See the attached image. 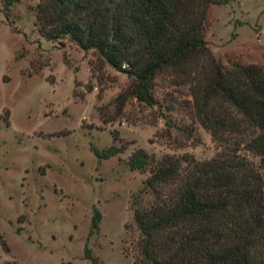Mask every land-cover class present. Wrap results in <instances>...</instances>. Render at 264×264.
Wrapping results in <instances>:
<instances>
[{"label": "rangeland", "instance_id": "1", "mask_svg": "<svg viewBox=\"0 0 264 264\" xmlns=\"http://www.w3.org/2000/svg\"><path fill=\"white\" fill-rule=\"evenodd\" d=\"M35 4L20 0L5 16L0 0V264H91L85 244L99 264H138L131 199L147 173L129 171L128 155L207 161L216 152L187 117L192 85L157 78L159 107L138 103L126 94L130 79L95 51L39 36ZM204 40L225 66H264V0L207 6ZM111 145L125 149L107 160L90 151ZM93 209L101 219L88 237Z\"/></svg>", "mask_w": 264, "mask_h": 264}, {"label": "trees", "instance_id": "2", "mask_svg": "<svg viewBox=\"0 0 264 264\" xmlns=\"http://www.w3.org/2000/svg\"><path fill=\"white\" fill-rule=\"evenodd\" d=\"M19 1L1 0L2 13ZM230 1L36 0L38 35L95 51L130 79L126 94L138 103L159 107L157 78L187 80V117L216 147L207 161L186 154L154 159L142 149L128 155L129 171L147 173L131 199L138 264H264V66L235 58L225 66L204 40L205 8ZM124 149L90 146L99 160ZM146 193L151 200L141 205ZM100 219L93 209L88 237ZM83 255L99 264L86 244Z\"/></svg>", "mask_w": 264, "mask_h": 264}]
</instances>
